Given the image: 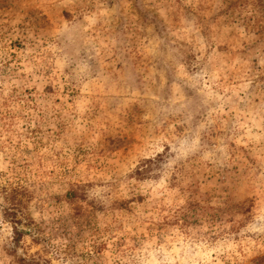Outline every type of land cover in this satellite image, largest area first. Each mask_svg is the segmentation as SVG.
I'll use <instances>...</instances> for the list:
<instances>
[{
  "label": "rangeland",
  "instance_id": "1",
  "mask_svg": "<svg viewBox=\"0 0 264 264\" xmlns=\"http://www.w3.org/2000/svg\"><path fill=\"white\" fill-rule=\"evenodd\" d=\"M0 264H264V0H0Z\"/></svg>",
  "mask_w": 264,
  "mask_h": 264
},
{
  "label": "trees",
  "instance_id": "2",
  "mask_svg": "<svg viewBox=\"0 0 264 264\" xmlns=\"http://www.w3.org/2000/svg\"><path fill=\"white\" fill-rule=\"evenodd\" d=\"M3 210L4 220L10 224H12L14 237L13 241L15 244L19 245L23 237L28 235V231L22 230L19 226L26 224L29 225L31 223V219L29 217L23 216L21 219H18L21 214L20 206L15 203H10L9 205L5 203V205H1Z\"/></svg>",
  "mask_w": 264,
  "mask_h": 264
}]
</instances>
